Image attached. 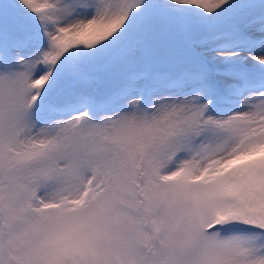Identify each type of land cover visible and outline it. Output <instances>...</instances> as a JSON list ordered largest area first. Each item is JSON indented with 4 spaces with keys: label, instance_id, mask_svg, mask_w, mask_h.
Listing matches in <instances>:
<instances>
[{
    "label": "snow or ice",
    "instance_id": "6c2138e0",
    "mask_svg": "<svg viewBox=\"0 0 264 264\" xmlns=\"http://www.w3.org/2000/svg\"><path fill=\"white\" fill-rule=\"evenodd\" d=\"M0 264H264V0H0Z\"/></svg>",
    "mask_w": 264,
    "mask_h": 264
}]
</instances>
